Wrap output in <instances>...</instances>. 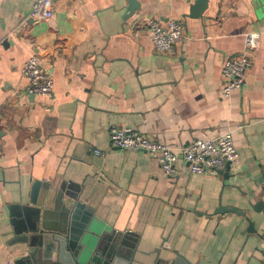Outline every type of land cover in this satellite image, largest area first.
<instances>
[{
  "label": "crops",
  "instance_id": "1",
  "mask_svg": "<svg viewBox=\"0 0 264 264\" xmlns=\"http://www.w3.org/2000/svg\"><path fill=\"white\" fill-rule=\"evenodd\" d=\"M194 1L59 0L37 22L34 0H0V264L52 243L60 193L91 211L75 247L86 261L98 250L128 264H264V0H209L190 18ZM150 19L183 24L171 53L154 51ZM249 33L259 38L245 82L223 98L224 61ZM32 55L51 96L27 92ZM111 127L178 152L230 131L238 161L193 174L179 157L167 176L155 154L112 146Z\"/></svg>",
  "mask_w": 264,
  "mask_h": 264
},
{
  "label": "built area",
  "instance_id": "2",
  "mask_svg": "<svg viewBox=\"0 0 264 264\" xmlns=\"http://www.w3.org/2000/svg\"><path fill=\"white\" fill-rule=\"evenodd\" d=\"M58 1L34 0L29 14L30 18L37 22L49 20ZM147 29L154 51L160 54L171 53L175 44L183 39L185 30L180 21L173 19L168 20L165 26L155 19H150ZM258 38V33L246 34L244 52L228 57L224 61L221 97L226 98L233 91L242 88L246 70L251 66V60L247 53L257 47ZM22 74L28 81L27 92L29 94L41 96L53 94V80L37 55H32L24 63ZM231 134L232 132L227 131L210 139H194L181 147L179 152L130 128L111 127L109 141L112 146L122 150L145 151L155 154L161 170L167 176L177 174L176 163L179 157L188 163L191 173L215 175L223 170L228 163L233 165L238 161V151L233 144ZM95 153L99 154L98 151Z\"/></svg>",
  "mask_w": 264,
  "mask_h": 264
},
{
  "label": "water",
  "instance_id": "3",
  "mask_svg": "<svg viewBox=\"0 0 264 264\" xmlns=\"http://www.w3.org/2000/svg\"><path fill=\"white\" fill-rule=\"evenodd\" d=\"M132 1V0H131ZM209 0H195L189 8L188 17L190 18H201L204 11L207 9ZM136 7L133 5L129 9V14L133 13ZM230 164L228 163L225 167V171H229ZM224 170L218 173L223 174ZM64 195V194H63ZM62 193L57 197V208L62 209V219L60 227L56 228L55 235L46 237L52 243H46L44 248H39L35 251H27L25 255L20 259H17L14 264H128L126 261H121L118 256L119 252L113 255L112 260H105L101 255L98 254V250L93 253L86 261L79 257L75 247L79 242L80 236L82 237L84 229L88 224L89 218H91V211L87 209L78 199L69 200L63 197ZM24 212L33 214L36 219L40 218L41 210L25 206L21 208ZM224 211H234L233 208H219L216 212L222 213ZM81 220V221H80ZM250 221V225H251ZM40 229H36V224L31 228L30 233H35ZM249 230L255 231L254 228ZM46 231V226L43 223L41 225V233ZM21 241L34 240L35 237H28L29 235L19 234ZM54 236V237H53ZM42 237V236H41ZM105 255V254H104ZM178 261V260H177Z\"/></svg>",
  "mask_w": 264,
  "mask_h": 264
}]
</instances>
